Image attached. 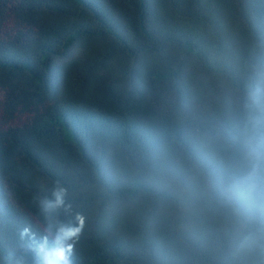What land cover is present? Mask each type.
Listing matches in <instances>:
<instances>
[{"label": "trees", "instance_id": "trees-1", "mask_svg": "<svg viewBox=\"0 0 264 264\" xmlns=\"http://www.w3.org/2000/svg\"><path fill=\"white\" fill-rule=\"evenodd\" d=\"M127 1L0 0V264H264L220 195L264 0Z\"/></svg>", "mask_w": 264, "mask_h": 264}, {"label": "clouds", "instance_id": "clouds-1", "mask_svg": "<svg viewBox=\"0 0 264 264\" xmlns=\"http://www.w3.org/2000/svg\"><path fill=\"white\" fill-rule=\"evenodd\" d=\"M239 166L220 189L224 206L264 223V87L250 93L237 130Z\"/></svg>", "mask_w": 264, "mask_h": 264}, {"label": "rangeland", "instance_id": "rangeland-1", "mask_svg": "<svg viewBox=\"0 0 264 264\" xmlns=\"http://www.w3.org/2000/svg\"><path fill=\"white\" fill-rule=\"evenodd\" d=\"M119 1V0H118ZM130 9H131V0H128L126 3ZM254 49V46L249 45L247 50L252 51ZM85 105L88 108H93L96 109V111L98 112H102L104 114L107 115H111V117L115 118V119H121V118H128L129 116L131 117H136L138 118V116L136 114H133L130 112V110L122 105H113L112 103L106 102V98L101 96L100 99H97L96 97H91L88 96L87 99H85ZM228 116L232 119L233 123H237V113L235 111H231L230 113H228ZM160 136V142L163 144L164 143V137L162 136L161 133H159ZM218 155L222 158L221 162L225 167L229 166V162L226 159V157H223L222 154L219 152ZM139 201H134L132 203V205L136 206L138 204ZM154 230L152 231H147L145 230L144 233L145 234H151L153 233ZM16 264H20V263H16Z\"/></svg>", "mask_w": 264, "mask_h": 264}]
</instances>
